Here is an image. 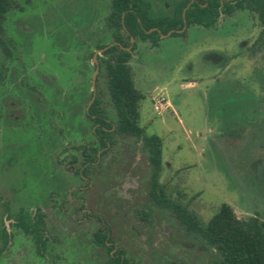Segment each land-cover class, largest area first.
Segmentation results:
<instances>
[{"label":"flooded vegetation","instance_id":"1","mask_svg":"<svg viewBox=\"0 0 264 264\" xmlns=\"http://www.w3.org/2000/svg\"><path fill=\"white\" fill-rule=\"evenodd\" d=\"M12 1L15 8L23 10L19 2ZM183 1L144 0L145 15L162 20H152L153 24L145 26L138 15L139 28L134 32L125 24L119 32L108 25L107 19L114 13L112 0L108 1L105 26L111 40L96 43L95 50L91 52L90 62L94 72L89 88L86 89L83 83L73 85L81 93V97L76 99L82 101V108L78 110L82 122L75 134V125L67 120L70 100L67 86L62 80L58 82L55 76L35 75L36 65L23 63L20 44L5 36L7 15L14 6L6 11L0 30V131L4 128L13 131L31 129L40 147L42 175L55 186L48 187L44 202L15 211L12 218L3 219L0 264H156L154 255H165L169 249L172 257L164 259L163 264H174L171 260L178 259L175 255L178 256L182 248L196 252L195 255L204 259L205 264H217V249L199 230L194 229L190 219L187 221L184 218V214L196 213V209L192 200L184 201L181 198L171 162L162 159L161 171L156 173L144 139L120 131L117 109L110 93L114 117L108 114L106 101L97 93L100 75L107 82L100 59V56L104 57L105 46L100 47L101 44L120 46L128 51V63L133 69L131 61L136 57L139 42L150 40L156 46L160 36L183 35L189 26L215 30L232 26L230 33L233 43L229 45L238 48L225 54L221 50H209L207 53L208 62L221 74H213V79L222 82L220 78L225 76L229 88L232 84L234 87L243 86L246 92L240 100L248 98L251 91L249 99L253 103L244 113L250 116V120L246 121L249 122L246 130H254L259 123H264V118L254 120L257 114L264 115V90L255 91L245 85L251 82L264 84V0H186L187 4L178 15V5ZM127 4L125 11L136 14L131 2L127 1ZM99 49L102 50L95 57ZM261 50L263 63L260 67H252L253 76L247 78L249 71L235 76V71L242 68L243 57L258 55ZM257 59L256 56L254 61ZM233 67L235 70H232ZM191 82L192 85L198 84L196 81L188 84ZM96 100L97 104L93 107ZM142 128L146 135L154 134H148L145 127ZM245 129L239 131V139L243 137ZM87 133L91 136L86 139ZM119 136L132 138L137 144L128 146L131 156L122 161L123 170L113 173L102 168V160L115 146ZM236 137L230 140L231 143H237L239 139ZM142 158L149 165V177L143 182L144 185L137 171V163ZM164 170L171 172L166 181L163 180ZM6 194L1 189L0 202L10 204ZM182 208L185 210L182 211ZM245 213V218L237 216L264 222L258 212ZM159 230L169 238L165 249L157 248L158 240L155 237L159 236ZM180 231L186 233L185 237H180ZM186 239L190 243H186ZM173 242L178 245L174 246Z\"/></svg>","mask_w":264,"mask_h":264},{"label":"rangeland","instance_id":"2","mask_svg":"<svg viewBox=\"0 0 264 264\" xmlns=\"http://www.w3.org/2000/svg\"><path fill=\"white\" fill-rule=\"evenodd\" d=\"M16 1L23 10L14 6L9 11L5 36L20 44L23 63L27 66L35 64V75L55 76L58 82L62 80L67 86L70 98L67 120L75 125V134L82 122V115L78 113L82 101L76 99L81 93L73 85L83 83L86 89L89 88L94 72L91 52L96 43L111 40L105 26L109 0ZM227 28L189 26L183 35L160 36L156 46L150 40L139 42L136 57L131 61L135 86L144 94L140 124L146 133H157L162 137L163 160L171 162L180 196L184 201H193L196 214L204 222L223 202L230 203L241 218L251 211L258 212L264 219V154H261L264 152V123H259L254 130L245 129L249 123L246 121L250 120V116L244 115L245 109L253 103L249 99L251 91L248 98L240 100L246 92L243 86L232 84L229 88L225 76H221L222 82L215 81L213 74H220V70H215L207 60L209 50H221L225 54L238 48L229 45L233 43L230 33L233 27ZM225 44L229 46H223ZM262 51L254 56L245 55L242 68L235 71V76L249 71L247 78L252 77V67L262 66ZM256 56L258 59L254 61ZM206 74L209 75L206 77ZM190 81L198 84H188ZM245 85L255 91L264 90L262 82ZM97 93L106 101L108 114L114 117L103 75H100ZM159 94L165 96V100L159 109H155L154 100ZM258 118H264V115L257 114L254 120ZM244 129V135L239 139L238 135ZM87 135L86 139L90 138L91 134ZM233 137L239 142L231 143ZM122 138L119 136L115 146L103 157V169L113 173L123 170L122 161L131 156L128 146L137 143L132 138ZM39 148L34 132L29 128L0 131V163L4 161L0 168V191L7 192L6 196L10 198V204L0 202V234L4 218H12L15 211L44 202L48 187L55 186L42 175ZM137 171L143 184L149 177L145 158L137 163ZM164 171L163 180L166 181L171 172ZM179 235L185 237L186 233L180 231ZM155 238L157 248L168 247L169 238L165 232L159 230V236ZM185 242L190 243L189 239ZM178 243L173 242L174 246ZM195 254L182 248L178 256L175 255L178 259L173 258L171 262L205 264L204 259ZM171 255L169 249L165 255H154V261L163 264L164 259H171ZM212 259L213 254L210 255Z\"/></svg>","mask_w":264,"mask_h":264},{"label":"trees","instance_id":"3","mask_svg":"<svg viewBox=\"0 0 264 264\" xmlns=\"http://www.w3.org/2000/svg\"><path fill=\"white\" fill-rule=\"evenodd\" d=\"M127 1H130L136 9V14L125 11L128 6ZM144 4V0H112L114 13H111L107 19L108 25L119 32L125 24L134 32L139 28L138 15L141 16L145 26L153 24L152 20L155 22L162 20L146 16ZM185 4H187L186 0L178 5V15ZM14 5L15 2L12 0H0V30L6 11ZM99 46H105L104 57L100 56V59L105 68L111 100L117 109L118 127L122 132L144 139L150 160L156 173H159L162 168L163 139L157 133L146 135L140 125V106L144 94L135 86L133 70L128 63L130 53L120 46H106V44ZM97 100L93 107L97 104ZM184 218L187 221L190 219L194 229L199 230L217 249V264H264V222L239 218L232 206L226 202L220 205L218 211L207 222L202 221L195 212L184 214Z\"/></svg>","mask_w":264,"mask_h":264},{"label":"built area","instance_id":"4","mask_svg":"<svg viewBox=\"0 0 264 264\" xmlns=\"http://www.w3.org/2000/svg\"><path fill=\"white\" fill-rule=\"evenodd\" d=\"M165 100V96L162 94H159V97L157 100H154V107L155 109H159L163 105V101ZM168 103V101H166Z\"/></svg>","mask_w":264,"mask_h":264},{"label":"water","instance_id":"5","mask_svg":"<svg viewBox=\"0 0 264 264\" xmlns=\"http://www.w3.org/2000/svg\"><path fill=\"white\" fill-rule=\"evenodd\" d=\"M101 50H102V49H99V50H97V51L95 52L94 56L96 57V55H97V52H98V51H101Z\"/></svg>","mask_w":264,"mask_h":264}]
</instances>
